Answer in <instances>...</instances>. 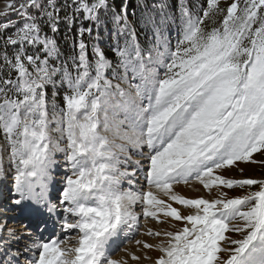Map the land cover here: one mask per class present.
<instances>
[{
	"label": "snow or ice",
	"instance_id": "6c2138e0",
	"mask_svg": "<svg viewBox=\"0 0 264 264\" xmlns=\"http://www.w3.org/2000/svg\"><path fill=\"white\" fill-rule=\"evenodd\" d=\"M133 2L9 0L0 12L19 17L0 20V264H128L112 258L121 238L136 264L151 250L152 264H264V177L225 175L264 168V0H176L174 45L170 0ZM196 184L218 195L175 190ZM235 188L249 190H222ZM149 218L175 230L141 231Z\"/></svg>",
	"mask_w": 264,
	"mask_h": 264
},
{
	"label": "rangeland",
	"instance_id": "374dc122",
	"mask_svg": "<svg viewBox=\"0 0 264 264\" xmlns=\"http://www.w3.org/2000/svg\"><path fill=\"white\" fill-rule=\"evenodd\" d=\"M8 2H9V0H0V12H3L5 5ZM226 2L230 3L231 0H226ZM222 6H226V3L222 4ZM172 13L176 17L175 23H169L167 25L164 35L171 41V44L174 45L175 41L179 35L180 21H179L178 12H177L176 7H174V10L172 11ZM107 26H108V34L106 36L104 34L103 29L101 30V36L103 37V39L101 40L100 43H101V47L105 49L106 53L108 55H111L109 59H112L113 57L111 54V49L108 47V45L113 43L112 35H111L113 25L111 22H109ZM137 34H138L139 42L145 47L148 46L150 39H152L153 43L155 42L152 29L140 27L139 23L137 24ZM161 50H163V49L161 48ZM60 103H61V106H63L62 100L60 101ZM53 128H55V125H53ZM53 136L58 137V133H53ZM0 146H2L4 148L5 168L7 169L9 166L8 160H7L8 146H7V143L4 139L2 132H0ZM61 146L62 147L64 146L63 142L61 143ZM145 151H147V149H145ZM56 158H57V160H59L61 162V164H63V154L58 153ZM257 158L259 159V157H257ZM134 159H139V157H134ZM243 167L245 168V171L242 175L239 172H237L235 169H233L232 171L225 173L226 177L227 178H236V179L264 177V168H261L259 165L248 164V165L243 166ZM62 175H63V168L58 166L57 171H56V176H57V182L55 184L56 188L61 187V185L59 183V179H60V176H62ZM140 183L141 184L145 183L142 173L140 174ZM122 187H124L125 189L128 187L127 181L123 182ZM194 187L198 190L189 189L185 185H177V186H175V190L187 198H198L200 196H203L204 198L211 199V198H215L218 195L216 190H213V192L211 194H209L207 192V190L203 189V187L198 185V184L194 185ZM222 190L226 191L228 193V197L231 198V197H235V196L245 195L249 189H247V188H245V189L235 188V189H222ZM57 194L58 193H56L55 191H53V193H52L53 196H55ZM137 210H139V207L137 208ZM185 214H187V211L185 212ZM173 223H175L176 228H180L183 226V222H173ZM140 224H141V231H143L145 227H151L153 229H156L158 227H162V228H168L169 230H175V229L171 228V226L168 224L158 225L155 222H152L150 218L148 219L147 223L145 222L144 219H141ZM230 235H232L233 238H240L236 234H230ZM132 239L133 240L134 239L147 240L149 243H157L158 242V240L155 238L148 237V236H142V235H135ZM117 246L118 247H116V248L111 247V254H112L113 259L123 258V259L128 261V264H136V262L132 261L131 258L126 254V252L123 251V249H128L130 251H136L137 246L135 245L134 242L129 243L127 239L121 238L117 242ZM137 254L140 255L139 252H137ZM148 255L152 257V261L141 259L139 264H152V262L156 258H158L159 255H161V253H159L156 250H151V251H148ZM221 255H226V254H221Z\"/></svg>",
	"mask_w": 264,
	"mask_h": 264
},
{
	"label": "trees",
	"instance_id": "16d2710c",
	"mask_svg": "<svg viewBox=\"0 0 264 264\" xmlns=\"http://www.w3.org/2000/svg\"><path fill=\"white\" fill-rule=\"evenodd\" d=\"M116 2L119 4L120 0H116ZM150 2H151V0H150ZM170 2L172 4L171 10L173 11L174 7H176V0H170ZM188 3L190 6L195 7L197 4L204 5L205 0H188ZM134 7H135V4H134L133 0H130V7H129L130 13H131L132 8H134ZM137 15H139V11L137 12ZM129 18L131 19V15ZM3 19H8V20L10 19L13 22H15L19 19V17L15 13H13L7 17H0V20H3ZM88 23L89 22L85 21V25H87ZM78 25H79V20L76 22V25L73 26L72 33H71L72 36H75V29ZM65 31H66V25L61 24L60 25V32L57 34V39H58V42L60 43L62 50H67V47H68V45L65 43V40H64V32ZM110 56L111 55H108L109 58H110Z\"/></svg>",
	"mask_w": 264,
	"mask_h": 264
},
{
	"label": "bare ground",
	"instance_id": "6f19581e",
	"mask_svg": "<svg viewBox=\"0 0 264 264\" xmlns=\"http://www.w3.org/2000/svg\"><path fill=\"white\" fill-rule=\"evenodd\" d=\"M111 247L116 248V247H118V246H117V244H116L115 246H111Z\"/></svg>",
	"mask_w": 264,
	"mask_h": 264
}]
</instances>
